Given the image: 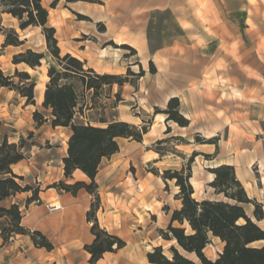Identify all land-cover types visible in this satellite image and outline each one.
I'll use <instances>...</instances> for the list:
<instances>
[{
    "label": "crops",
    "instance_id": "1",
    "mask_svg": "<svg viewBox=\"0 0 264 264\" xmlns=\"http://www.w3.org/2000/svg\"><path fill=\"white\" fill-rule=\"evenodd\" d=\"M225 1L229 2L230 0H109V9L112 11H125L128 13L127 17L129 16L130 18L124 20L121 17H116L117 19L113 22L115 24V32L113 31L114 35L111 40L118 47L126 45L134 49L137 52L138 58L143 61L157 62L159 66L158 72L154 76L145 75L144 77V81L151 80L152 82L145 89L153 94L150 97L151 101L149 100L153 107L165 106L170 99L179 98L182 103L181 112L191 122L190 128L195 127L196 132L209 134L210 137H214L225 131L226 136L224 139H228V142L234 139L236 131L244 134V139L249 143V146L245 145L243 147V156L247 157V160L241 163L234 157L233 160L221 161V164L234 166L237 177L242 185L245 188L250 186L253 193L256 194L257 189L264 192V99L261 96L254 99L253 97L255 96H253L251 88L247 84L233 82L231 83L232 90H229L230 96L227 99V103L231 106H229V110L224 114L226 115L225 120L223 121L222 119L215 122L213 119L209 120V116L201 112L200 106L195 105L193 108L192 102L184 94L187 90L186 87L174 83L175 77L180 74L181 71L179 70H182L181 68L183 67L180 65V61L185 59L188 53V43H193L192 39H189L187 35L189 15L186 14V11L189 8L196 12L193 15L194 18L199 22L202 21L201 28L205 27L211 30L219 26V29H226L224 32L226 35L222 34L223 41L230 45L236 44L237 38L230 35L226 22L222 21L219 23L220 25H213L212 22V12L215 7L220 5V2L224 3ZM254 1L255 4L252 0H243L247 6L245 9L249 13V16L247 15L249 19L247 17V22L245 23L248 35L247 37L245 36L243 42H239L240 44L242 43L243 47L236 48L230 46L229 48V50H232L233 59L239 60L240 63L243 61V67H236L233 71L227 72L229 75H243L249 79L252 77V74L264 75V33L261 31L255 37L257 44L255 50H253V22L251 20L253 5L259 4L262 7L264 6V2L259 3L257 0ZM168 10L180 12V19L178 21L184 31L183 36L181 35L173 41H166L163 36L165 19L164 21H161V19L159 21L156 20L157 18H164ZM75 12L78 15L81 14L80 10H75ZM0 16L2 25L5 28H7L3 24L5 20L17 22L19 26L18 19L13 16L3 13ZM204 21H206V24L203 23ZM261 24L262 27L264 22H261ZM9 28L17 30L15 26H10ZM34 28L37 27H29L26 30H21V33L28 32ZM56 31L59 34L58 29ZM214 34L217 36L219 31ZM202 35V33L200 36L197 35L195 42L196 50H198L200 57L203 54V51H200V49L204 44V40L201 38ZM0 38L4 44L6 40L5 35L0 34ZM20 39L24 41L23 45L4 47L5 52H10L11 56H15L27 49H31V47H28L29 38L27 36ZM58 40L62 54H72L86 62L87 67L94 69L99 74L122 75L130 68V63L126 58L129 52L125 49L105 47V43L102 41H98L91 47L81 43L66 46L62 45L60 38ZM198 44L200 45L199 47ZM88 49L92 51L96 50V53L90 54L88 53ZM253 56L259 61V66H252ZM20 65L29 68L25 64H15V67L18 69ZM164 67L167 70L164 71L162 69ZM29 69L30 71H34L31 68ZM26 72L29 73L28 70ZM132 72L138 74L134 69H132ZM41 84L36 82L34 105H27L26 99L20 97L19 105H21L20 109L22 112L18 116V124H23L21 125L22 127L15 126V129L17 128L19 132L9 139L11 142L17 143L23 135V129H26L28 132H35L34 135H37L39 140L48 142L52 140L51 132L53 134L55 132L65 134L67 138L64 146L59 149L60 151L51 154L55 155V158H50L48 149L40 148L39 152L41 153L29 150L30 155L25 160L13 165L15 174L23 176L28 184L39 188L38 199L41 200V203L36 204L35 201L29 203L28 201L32 198L33 192H24L9 198L4 204L7 206L18 204L23 212L22 225L31 232L41 233L54 246V249L48 251L45 248L37 247L30 235H17L6 245L3 244V239L0 236V264H90L91 256L85 250V247L91 245L95 239L91 232L92 224L87 219V214L91 210L94 197L84 189L79 190L74 195L53 186L60 182L69 185L76 182L90 184L91 180L80 170L75 171L71 178L65 176L63 159L68 154V140L72 134L71 130L65 127L53 128L49 124L37 127L35 124L34 113L37 110L44 109L43 103L46 88L43 93L44 95H39L38 87ZM143 86L144 84L140 82L139 87L144 89ZM236 107L243 110H236ZM193 109H195V114H193ZM24 123L27 126L24 127ZM204 124L206 126H200ZM50 128L51 132L48 131ZM168 128L172 127L169 122L166 125L165 117L161 119L155 116L147 134H155L154 137L157 138L165 135ZM213 153L214 150L210 149L207 154ZM120 154L119 152L109 160H105L108 164L106 165L105 161L103 162L101 170L96 177V183L99 186L98 193L101 199V206L97 217L100 226L110 234L123 239L126 242V246L116 252L105 253L98 264H151L148 261V254L158 245L149 246L148 248L141 245L135 231H138V233H143V231L139 230V227L135 228L134 221L139 222L140 219L147 221L152 216H156L164 206L170 207L172 204L167 196L158 198L161 195L157 193L160 191L157 176L146 170L148 165L152 164L155 166L158 163H162V161L155 163V161L159 160V154L154 150L145 149L144 152L137 155V159L142 163L143 168H140V165H138L134 172L129 171L131 164H135L132 158H129L127 163H117L114 161L116 158L118 159ZM254 165L260 167L259 178L252 177L248 172V169ZM192 179H195V177L193 176L191 181ZM192 184L196 191L197 187H195L194 183ZM255 194L254 197L257 196ZM258 200L261 204H264V198H259ZM174 202L175 204L181 203L180 200H174ZM51 206L58 207L52 208ZM180 207L175 210H179ZM169 217V212H165L164 214H160L158 219H168ZM216 241L219 242L220 249L218 253L220 254L223 251L224 244L220 239H213V242ZM207 249L208 247L204 252ZM217 258L218 255L215 260Z\"/></svg>",
    "mask_w": 264,
    "mask_h": 264
},
{
    "label": "rangeland",
    "instance_id": "2",
    "mask_svg": "<svg viewBox=\"0 0 264 264\" xmlns=\"http://www.w3.org/2000/svg\"><path fill=\"white\" fill-rule=\"evenodd\" d=\"M55 1L56 0H43V5L49 10L48 25L58 29L59 34H57V37L62 40V45L69 46L81 43L91 47L98 41H102L105 43V47L109 46L112 49H122L116 46L115 42L111 40L115 32V24H113V22L117 19L116 17H121L124 20L126 18L130 19L129 16L127 17L128 13L125 11H112L109 9V0H98V3H68L66 0H60L59 2H56L55 7L53 8L52 6ZM252 2L255 4L254 0H252ZM257 2L260 3L264 1L257 0ZM246 7L247 6L244 4L243 0H230L229 2H220V5H217L212 12L213 25H218L222 21L226 22V25L228 26L227 30H229L230 35L236 36L237 38L235 45L226 44L223 41L222 34L226 35L224 33L226 29H219V26H217L216 28L211 29L215 32H211L210 28H201L202 21H197L193 16L196 12L191 8L186 11V14L189 15L187 35L189 39H192L193 43H188V53L185 59L181 60V63L179 62L183 67L181 68L182 70H179L181 71L180 74L175 77L174 83L186 87L187 90L184 94L192 102L193 108L195 105L200 106L201 112H204L206 116H209V120L213 119L215 122L222 119L223 121L225 120L226 115L224 114H226L229 110V106H231L227 103V99L230 96L229 90H232L231 83L233 82L237 84H247L249 88H251L250 90L253 96H255L253 97L254 99L259 98L260 96L264 99V75L252 74V77L249 79L247 76L243 75L238 76L227 74L228 71H233L236 67H243V61L240 63L239 60L233 59L232 50H229V48L230 46L242 48L243 45L239 42H243L245 36L247 37L248 35L245 23L247 22L249 13L246 11ZM75 10H80L81 14H76ZM1 11L0 8V14L2 13ZM179 16V11L174 12L168 10L165 13L164 18L156 19L157 21L160 19L161 21H164L165 19L163 36L166 41H173L179 36L184 35L183 28H181L178 21L180 19ZM251 20L253 22L252 48L255 50L257 44L255 42V37L259 35L261 31L264 33V25L261 27V22H264V6L261 7L259 4L253 5L251 10ZM206 21L203 23L206 24ZM3 24L7 29H11L9 28L10 26H15L17 33H21L17 22L5 20ZM217 31H219L218 35L220 36V39L218 35L216 36V34H214ZM201 33L203 34L201 38H203L204 44L200 49V51H203V54L200 57L198 50H196L195 42L196 36H200ZM19 35H21L20 38L24 36L29 38L28 47H31L32 50L45 54L42 67L30 71L29 68L20 65L17 69L13 63L14 56H11L10 52H5L0 38V68L9 76L15 75L17 71L25 72L28 70L29 74L36 82L42 84L46 83L47 85L49 82L48 70L50 67L54 66V61L49 54L45 36L42 33V28L30 29L28 32ZM199 46L200 45L198 44V47ZM82 49H84V47H82ZM125 50L129 52L126 58L130 63V68L127 72L122 74V76L128 79L130 83H126L122 87L118 84L104 86L103 89L100 90L97 98L93 96L94 92H83L80 99L81 113L77 114L76 122L104 127L106 126L105 122L109 123L117 120L129 122L139 129L148 127L149 130L155 116H158L161 119L165 117L166 125L168 122L170 123L172 128H168L165 135L155 138V134H146L143 140L144 143L137 144L135 143L136 141L120 140L121 154L118 156V159L116 158L114 161L117 163H127L128 159L132 158V161H134L135 164H131L129 171L135 172L138 165H140V168L143 166L137 159L138 153L144 152L145 149H151L154 151L160 149L165 153L164 156H161L158 153L159 160L155 161V163L158 161H162V163H158L155 166L152 164L148 165L146 170L157 176V181H159L158 185L160 186V191L157 193H159L158 195H161L158 196V198L167 196L172 204L170 207L165 204L166 206H164L156 216H152L147 221H143L142 219H140L139 222L134 221V225L135 228L139 227V230L143 231V233L135 231L141 245H144L147 248L149 246L158 245L157 247H162L166 255L172 257L170 249L173 245H176V242L165 240L161 236L160 230L166 231L168 229L173 212L175 209L179 208L182 203L175 204L174 200H177L176 195L179 193L180 189L176 186L175 181H164L163 176L165 171H181L183 168H187L188 165H190L192 169V177L194 176L196 180L195 184L196 186L199 185L197 186L199 189L197 188L196 191L194 190L196 192L194 193V197L197 200L201 201L202 199L211 198L227 201L223 195L217 197L214 188L210 186L211 183L209 182L212 179L211 169L226 165L221 164V161L228 159L233 160L234 157L237 158V161L244 163L245 160H247V157L243 156V147L245 145L249 146V143L244 139V134L238 131H236L234 139L228 142V139H224L226 136L225 131L214 137H210L209 134L196 132V128H190V125L185 127L186 129H183V127H180L174 121H167L168 116L162 112L168 108L169 102L165 106L153 107L149 102L150 97L153 94L145 89L148 88L152 82L151 80L144 81V77L145 75L154 76L158 72L159 66L157 65V62L143 61L138 58L136 51L134 52L129 49ZM95 51L96 50L92 51L91 49H88V53L90 54L96 53ZM252 66H259V61L254 56L252 59ZM132 69L137 71L138 74L143 72L144 76H128L129 72H132ZM153 69L156 71L155 74L152 73ZM162 69L164 71L167 70L165 67ZM15 82L16 84H19L20 80L16 78ZM140 82L144 84V89L139 87ZM10 91L11 90L8 88H0V136L13 138V135L19 132L17 128L15 129V126L22 127L21 125L23 123L21 125L18 124V116L22 112L20 109L21 105H19L21 95L16 91ZM179 101V110L182 114V103L180 99ZM91 104L94 107L93 109L90 108ZM157 109L160 111L158 114L156 113ZM236 110L243 109L236 107ZM39 112L49 113V111H46L45 109H41ZM193 114H195V109H193ZM23 126L25 127L27 125L25 124ZM200 126L206 125L204 124ZM48 131L51 132V128L48 129ZM22 132L23 135L20 137V140L25 139L27 157L30 155L29 150L41 153L39 152V149L44 148L49 150L50 158H55V155L51 154L58 153L60 151L59 149L64 146V142L67 138V135L65 134H58L57 132L53 134L51 132L52 140L48 142L39 140L37 135L29 137V134L32 132H28L26 129H23ZM20 140H18L17 143H20ZM159 141H162V143H159ZM210 149L214 150L213 154H207ZM192 157L194 158V161L190 163ZM105 164L107 165L108 162L105 161ZM248 172L254 178L260 177L259 166H251V168L248 169ZM237 179L239 180L238 177ZM245 190L249 198L258 203H260L258 200L259 198H264V192L262 190L257 189V198L254 197L255 193H253L250 186H247ZM245 210L250 216H253L255 206L252 204L246 205ZM163 212H169L170 217L168 219H158L160 214H164ZM259 225L264 228V221L260 222ZM174 227H181V225L176 222L174 223ZM261 245V243L255 244V246ZM219 249V242H212V244L208 246L205 255L209 259L215 260L216 256H219ZM188 257L196 261L197 264H201L195 255H188Z\"/></svg>",
    "mask_w": 264,
    "mask_h": 264
},
{
    "label": "trees",
    "instance_id": "3",
    "mask_svg": "<svg viewBox=\"0 0 264 264\" xmlns=\"http://www.w3.org/2000/svg\"><path fill=\"white\" fill-rule=\"evenodd\" d=\"M59 1L56 0L52 7L54 8ZM66 2L98 3V0H66ZM0 8L3 14L18 19L20 30L29 27L42 28L54 66L48 70L49 82L46 85L43 103L44 109L49 113L36 111L34 120L37 127L49 124L53 128H69L72 132L68 140V154L63 159L65 176L71 178L75 171L80 170L91 180V183L76 182L69 185L60 182L53 187L74 195L84 189L94 197L87 219L92 224L91 232L95 239L91 245L85 247V250L91 256L90 264H98L105 253L124 248L126 242L100 226L97 213L101 199L96 177L103 162L120 152L121 139L142 143L149 128L139 129L133 124L117 120L105 122L104 127L76 122L77 114L81 113L80 99L83 92H94L93 96L97 98L104 86L118 84L122 87L130 81L122 75L99 74L72 54H62L57 31L48 25L49 10L43 5V0H0ZM0 34L6 37L4 47L24 44L16 30L7 29L2 25L1 18ZM120 48L135 52L126 45ZM44 59V53L27 49L15 55L13 63L25 64L35 70L42 67ZM152 73H156L155 69ZM130 75L144 76L143 72L139 74L129 72L128 76ZM16 78L20 80L19 84H16ZM35 87L36 81L28 72L17 71L15 75L9 76L0 68V88L18 92L26 99L27 105L35 104ZM90 108H94L92 104ZM179 109V99L172 98L168 108L162 113L168 116L167 121H174L183 128L188 127L190 121L180 113ZM159 112L157 109L156 113ZM33 135L30 133L29 137ZM155 151L161 156L165 155L160 149ZM26 158L25 139H21L20 143H12L8 137L0 136V236L3 244L6 245L17 235H30L37 247L51 251L54 246L41 233L31 232L22 225L23 212L20 206L4 204L9 198L24 192H33L29 203L38 200L39 188L28 184L23 176L13 171V165ZM193 161L192 157L190 163ZM211 173L215 175L214 181L210 184L215 190V195L217 197L223 195L227 201L197 200L191 184L190 165L181 171H165L164 181H175L180 189L176 199L181 201L182 206L173 212L168 229L160 230L165 240L176 242V245L170 249L172 257L166 255L162 247H156L148 254V261L151 264H197L188 257L190 254L195 255L201 264H264V228L259 225L264 220V204L249 198L244 186L237 179L234 166L221 165L211 169ZM250 204L255 206L253 216L245 210V206ZM176 222L181 227H174ZM215 238L220 239L224 248L216 260H211L204 251ZM257 243L262 245L255 246Z\"/></svg>",
    "mask_w": 264,
    "mask_h": 264
},
{
    "label": "bare ground",
    "instance_id": "4",
    "mask_svg": "<svg viewBox=\"0 0 264 264\" xmlns=\"http://www.w3.org/2000/svg\"><path fill=\"white\" fill-rule=\"evenodd\" d=\"M44 79H46V78H44ZM47 79H48V77H47ZM46 79V80H47ZM43 80V79H42ZM46 84L45 83H43V84H41L39 87H38V93H39V95L40 94H42V95H44L43 93H44V90H45V88H46V86H45ZM211 177H212V179H211V181H214V179H215V175H213V174H211ZM191 183H196V180L195 179H192V181H191ZM197 186H199V185H197ZM196 186V184H195V187H197ZM198 188V187H197ZM199 189V188H198Z\"/></svg>",
    "mask_w": 264,
    "mask_h": 264
},
{
    "label": "built area",
    "instance_id": "5",
    "mask_svg": "<svg viewBox=\"0 0 264 264\" xmlns=\"http://www.w3.org/2000/svg\"><path fill=\"white\" fill-rule=\"evenodd\" d=\"M35 203H36V204H40V203H41V200L38 199V200L35 201ZM49 207H50V206H49ZM51 207H52V208H57L58 206H54V207L51 206Z\"/></svg>",
    "mask_w": 264,
    "mask_h": 264
}]
</instances>
